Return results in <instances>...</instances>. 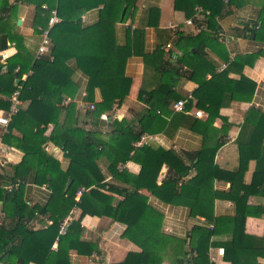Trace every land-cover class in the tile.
<instances>
[{
    "label": "trees",
    "instance_id": "obj_1",
    "mask_svg": "<svg viewBox=\"0 0 264 264\" xmlns=\"http://www.w3.org/2000/svg\"><path fill=\"white\" fill-rule=\"evenodd\" d=\"M138 1L39 0L38 5L46 4L48 7L43 29L48 26L52 10H56L61 19L50 32V53L39 60L34 55L27 56L19 34L12 30L0 31V53L9 48V43H15L18 49L6 61L0 55V109L9 110L15 92L20 93L18 98L25 105L13 117L9 134L4 137L7 143H16L24 157L11 167L12 175L7 172L0 175V180L11 187L6 191L0 185V202L5 204V217L0 224V261L7 264H47L46 259L54 252L52 247L56 242L54 264H71L70 252L73 250L80 255H91L95 245L81 241L75 234L76 230L82 229L81 219L86 215L108 217L127 226L124 238L135 243L141 251L128 253L123 261L116 264H163L165 261L170 264H211L210 248L219 244L224 248V259L231 264H259V260L264 259V237L245 232L249 217H264L263 204L249 203L251 197L264 193V113L255 108L249 110L238 140L240 161L235 171L224 170L215 164V156L224 144L222 140L201 151L198 158L203 164L196 169L195 176L185 181L193 168L185 164L175 151H154L150 145L140 149L133 146L142 134L147 133L146 127L132 131L127 121L114 120L111 125L116 127L115 131L109 139H102L95 132L76 126V103L63 104L67 98L73 100L78 91L73 77L77 69L87 78L84 100L95 105L94 110L85 109L86 117L99 121L115 107L120 108L129 96L132 84V79L126 75V65L129 58L136 55H142L147 66L151 62L157 77L150 90L141 89L139 99L153 107L155 104L163 105L158 110L154 109L161 114L179 100L186 99L175 90L181 78L199 83L193 96L196 106L208 114L206 122H202L204 126L211 125L219 117V111L225 105L221 96L227 95L228 103L253 99L256 84L243 75L235 80L228 74L237 65L252 66L259 54L238 56L230 63V68L220 73L216 71L221 64L215 63L208 55V49L217 47L224 52L223 62L228 61L225 43L219 41L216 31L219 19L232 13V5L240 8L241 0H174V9L184 12L188 18L195 17L197 7L209 12L206 22L196 21L197 26H202L197 34H172L176 37L175 46L183 51L177 60H173L170 51L165 49L172 38L170 33L149 57L143 51L144 27H127L124 42L115 44L112 24L125 22ZM262 8L260 29L264 31V5ZM15 9L16 5L6 2L1 5L0 22L12 20ZM94 9H98V22L90 26L83 24L82 16ZM159 11L156 6L148 9L147 26L158 27L155 19ZM249 25L246 22L239 33L241 36H250L247 35L251 30ZM72 60H75L74 67L69 65ZM208 75H211L209 80ZM222 77L226 79L223 84L217 80ZM96 90L100 91L101 102H96ZM192 103L188 101L187 109ZM64 110L68 116L67 127L56 135H46L49 126L59 121ZM165 126L163 121L160 129ZM13 131L19 132L20 136L13 135ZM114 142L120 145L117 149ZM48 143L66 153L70 159L68 169L64 170L61 163L47 153ZM124 144L126 148L122 150ZM133 152L134 158L136 155L146 158L145 162L141 161L142 170L138 176L118 169L120 164L133 159ZM106 154L110 162L108 170L113 177L132 186L124 190L126 196L116 207L113 206V197L103 192L106 187L109 192L115 190L104 183L105 176L98 165V160ZM204 155L207 156L204 158ZM253 160L256 168L252 181L246 184L245 174ZM164 164L168 168L167 176L159 184ZM70 179L72 183L66 191ZM216 180L232 187L227 191L215 190ZM27 182L38 186L48 184L52 191L44 209L33 207L28 214V204L19 187ZM82 188L87 191L77 201L76 193ZM144 189L166 204L188 206L190 216L204 218L205 223L195 225L185 238L165 233L162 227L164 217L150 206L148 197L140 193ZM217 199L232 201L236 214L216 217L214 202ZM77 207L82 211L80 218L72 222L67 235H60V222ZM39 213L48 216L52 224L34 231L28 225ZM226 226L231 229L230 240L214 242L215 236L225 231Z\"/></svg>",
    "mask_w": 264,
    "mask_h": 264
},
{
    "label": "crops",
    "instance_id": "obj_2",
    "mask_svg": "<svg viewBox=\"0 0 264 264\" xmlns=\"http://www.w3.org/2000/svg\"><path fill=\"white\" fill-rule=\"evenodd\" d=\"M38 1L24 0L18 2L17 0H0V6L5 2L12 6L16 5L12 20L0 22V31L6 33L12 30L19 34L23 42L22 47L28 52L27 56L31 57L34 55V58L42 41L41 29L45 25V10L43 7L46 4L40 6L38 5ZM241 3L240 8L232 5V13L219 19V24L227 35V42L221 43H225L226 52L229 54V57L231 54H235V58L238 56L250 57L259 54L252 66L245 65L241 67V65H237L230 69L228 74L231 79L235 80H239L243 75L256 84L254 97L250 102L231 101L228 103L227 95L221 96V102H225V105L220 109L219 117L209 126L202 124V122H206L208 119V114L196 106L195 98L189 109L191 111L190 114L173 113L172 106L161 114L159 113L160 111L154 110L160 109L159 106L161 104H155L153 107V105L150 106L148 103L139 99L141 89L143 87L149 89L152 85H155L157 77L155 76L156 72H154V66L151 62L147 66L144 57L142 55H136L130 57L126 65V75L132 79L129 96L120 108L115 107L111 113L104 114L101 117L102 121H95L84 115L85 109H90V106L94 104L85 102L87 78L81 71L75 70L73 77L75 83L78 85V91L73 100L67 98L63 104L64 106L72 102L77 104L75 116L76 126L95 132L102 139L104 138L106 140L109 139V135L116 129V127L111 125L114 120L127 121L132 126V131H140L141 128L146 127L148 129L147 133L157 138L150 143L154 151H175L181 156L185 164L193 168L190 176L185 178V181L195 176L196 169L203 164V162H199L198 158L200 156L199 154H202L201 151L223 140L224 144L219 148L215 156V164L224 170L235 171L240 161L238 140L241 136L246 116L251 108L258 109L264 113V31L260 29V15L263 10L264 0H241ZM153 6L158 7L160 10L155 19L156 21L154 20L158 23V27L147 26L146 24L148 9ZM98 16V9L91 10L82 16V23L89 26L93 25L98 22ZM187 19L189 18L184 12L174 9V0H139L137 7L132 10L125 22L112 24L115 44L118 45V42H124L127 27L131 26L134 29L144 27L143 51L149 57L154 54L157 48L168 37L167 34L170 33L172 38L168 44H172L173 48L168 51L172 54L173 60H177L179 56L183 55V51L175 46L176 37L172 34L181 32L185 35H194L199 32L194 27L188 26L185 23ZM204 21L206 22V18ZM15 22H17L16 26ZM246 22L250 24L251 30L247 34L250 36H241L239 33L245 28ZM171 25L176 26V28H171ZM81 38L82 40L84 39L83 36ZM17 51V45L15 43H9V48L0 53L2 60L6 61L13 57ZM192 52H194V49H192ZM208 55L218 65L224 63L222 60L224 52L217 47L212 50L208 49ZM74 61L69 62L71 67L75 66ZM216 72L220 73L219 67ZM210 78L211 75H208L207 80ZM217 80L223 84L226 79L222 77ZM198 87L199 83L181 78L175 90L182 96L188 97L190 94L193 95ZM101 100L100 91L96 90V102H101ZM196 110H202L206 116L203 118L196 117L194 115V111ZM67 117L66 111H62L59 121L49 126L46 135H56L64 130L68 123ZM141 120H143V124H141ZM163 121L166 123V126L160 129ZM154 130L158 131L155 132ZM13 135L16 137L20 136L17 131H13ZM119 146V143L114 142L115 149ZM2 147L4 150H6V147H10L12 150L9 151L8 162L0 169V175L4 172L12 175L11 167L19 164L23 160L24 153L14 144L11 145L5 142L4 138L2 139ZM125 148L126 145L124 144L122 150H125ZM46 150L51 157L61 163L64 170L68 169L70 159L61 148L55 146L53 143H48ZM99 150L102 151L101 148ZM105 153H107V149ZM134 154L133 152L132 157ZM206 156L204 155V158ZM145 159L141 155L138 157L136 155L135 158L133 157L127 163L120 164L118 169L121 172L124 171L133 176H138L142 170L141 161L145 162ZM109 164L107 154L98 160L99 168L105 176L104 183H107L115 189L114 192H109L108 187H106V190H103V192L113 197V206L116 207L126 196L124 190L126 188L131 189L132 186L129 183L114 178L108 170ZM255 168L256 162L253 160L249 163V170L245 174L244 180L246 184H250L252 181ZM167 171L168 168L164 164L158 178L159 184L166 179ZM0 185L6 191H10V186L6 182L0 180ZM19 187L23 192L25 202L28 204L26 214L33 207L44 209L52 194L48 184L38 186L34 183L27 182ZM231 187V184L225 183L224 181L216 180L214 183V189L218 191H227ZM140 193L146 195L149 199L150 206L163 215L162 227L165 233L185 238L190 234L195 225L205 223L204 218H192L188 206L166 204L146 189L141 190ZM249 203L252 205H264V193L263 195L251 197ZM4 205V202H0V224L5 217V212L3 211ZM11 208L13 211L12 206ZM214 210L216 217H231L236 214L235 204L228 200H215ZM71 213L74 216V221H76L80 218L82 211L77 207ZM51 224L52 221L48 216H45L44 213H39L36 214L34 220L30 222L28 227L34 231H39L46 229ZM81 226L82 229L76 230L75 234L81 241L95 245V248L91 255H80L77 251H71V264H116L123 261L128 253L141 251L135 243L124 238L127 226L123 223L115 222L108 217L86 215L81 219ZM226 227L227 229L225 231L215 236L214 242L222 243L230 240L231 229L229 226ZM245 232L249 235L264 237V217H249L246 220ZM57 245L56 242L52 247L55 253L57 251ZM211 248L213 249L217 264H231V262L224 259V255L219 256L217 254V249L223 248L222 245H215ZM54 252L48 255L46 259L47 264H54L56 261L57 253L55 254ZM163 264H170V262L165 261ZM259 264H264V259H260Z\"/></svg>",
    "mask_w": 264,
    "mask_h": 264
},
{
    "label": "built area",
    "instance_id": "obj_3",
    "mask_svg": "<svg viewBox=\"0 0 264 264\" xmlns=\"http://www.w3.org/2000/svg\"><path fill=\"white\" fill-rule=\"evenodd\" d=\"M43 9L45 11L48 10L47 6H44ZM209 15V12H204L203 9L200 7H197L196 9V14L194 18H189L185 21V23L188 26L194 27L196 31H200L202 26H197L196 21L202 22L207 16ZM61 22V19L58 17L57 11L52 10L51 11V16L48 20V26L46 29H42V41L41 44L38 48V51L36 53V60L42 59L45 55L50 53V47L52 45L51 37H50V32L52 28ZM171 28H176V26L171 25ZM216 35L218 39L221 42H227V35L225 30L222 28L220 24H218V28L216 31ZM173 48L172 44H168L165 49L168 51L169 49ZM235 59V54H231L229 57V61L224 62L220 65L219 71L222 72L228 68L231 62H233ZM20 95L19 92H15L14 95L11 98V106L8 111H5L3 109H0V169L1 167L5 166V163L8 162V154L9 151L12 150L10 147H6V150L3 149L2 147V139L9 134V127L12 123L13 117H15L21 110V107L23 106V102L19 100L18 96ZM194 96L192 94L188 95L186 99L179 100L172 106V111L173 113H185V114H190L191 111L187 109V104L188 101H193ZM91 110L95 109V105L90 106ZM194 115L198 118H203L205 113L202 110H196L194 111ZM157 138L156 136L150 135L148 133H144L141 135L140 139L133 143V146L136 149L143 148L144 146H149L151 142L155 141ZM16 146V145H15ZM11 189V187H10ZM87 189L82 188L76 193V200L80 201V198L84 192H86ZM74 221V216L72 213H70L66 218H64L60 222V229H59V234L60 235H67L72 222ZM217 254L219 256L224 255V248H218L217 249ZM209 259L211 264H217L216 257L213 254V249L210 248L209 251ZM0 264H7L5 262L0 261Z\"/></svg>",
    "mask_w": 264,
    "mask_h": 264
},
{
    "label": "water",
    "instance_id": "obj_4",
    "mask_svg": "<svg viewBox=\"0 0 264 264\" xmlns=\"http://www.w3.org/2000/svg\"><path fill=\"white\" fill-rule=\"evenodd\" d=\"M125 11H126V9H124V11H123V15H124V13H125ZM19 23H21V21H19ZM19 83V81L17 80L16 81V84H18ZM71 183H72V179H70L69 180V182H68V184H67V186H66V191L69 189V187L71 186Z\"/></svg>",
    "mask_w": 264,
    "mask_h": 264
},
{
    "label": "rangeland",
    "instance_id": "obj_5",
    "mask_svg": "<svg viewBox=\"0 0 264 264\" xmlns=\"http://www.w3.org/2000/svg\"><path fill=\"white\" fill-rule=\"evenodd\" d=\"M12 144H14V145H16V146H17V144H16V143H12ZM12 144H11V145H12Z\"/></svg>",
    "mask_w": 264,
    "mask_h": 264
}]
</instances>
